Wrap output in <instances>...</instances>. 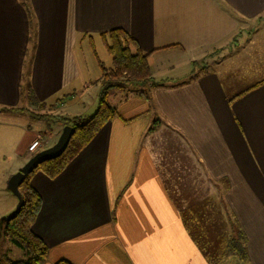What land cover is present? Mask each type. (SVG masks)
<instances>
[{"label":"crops","instance_id":"crops-1","mask_svg":"<svg viewBox=\"0 0 264 264\" xmlns=\"http://www.w3.org/2000/svg\"><path fill=\"white\" fill-rule=\"evenodd\" d=\"M30 2L34 50L21 1L0 0V234L30 145L58 141L62 111L97 110L101 74L84 75L78 44L121 29L149 54L158 85L111 91L118 116L56 179L32 177L46 264H264V0ZM253 44L254 67L235 59ZM29 61L34 107L57 103L52 126L21 91Z\"/></svg>","mask_w":264,"mask_h":264},{"label":"trees","instance_id":"trees-1","mask_svg":"<svg viewBox=\"0 0 264 264\" xmlns=\"http://www.w3.org/2000/svg\"><path fill=\"white\" fill-rule=\"evenodd\" d=\"M25 7L30 25L31 50L36 46V21L30 0H20ZM103 41L106 44L108 54L111 55L112 66L106 68L101 61V91L99 94L98 107L94 114L86 118H61L67 126L75 129L68 147L58 158L41 164L37 170L26 177L19 185V192L23 199L22 207L18 215L3 225L0 237L5 238L12 245L24 252L23 260H13L7 255L0 257V264H46L48 260V247L44 241L33 232V224L41 209V197L32 187V177L41 172L49 179H56L66 167L88 146L98 132L111 120L118 116L117 109L110 104L109 94L115 89H125L127 86L138 87L148 84L156 87L151 76L149 54L141 52L136 42L123 30L116 29L103 34ZM134 49V51H133ZM29 62L26 65V73L21 85V91L28 95L31 106H37L30 85ZM141 94V93H139ZM47 104H40L44 109ZM54 106L49 108H55ZM43 117L44 116H36ZM229 250L241 261L247 260V253L241 244L230 240ZM57 264H70L67 261H60Z\"/></svg>","mask_w":264,"mask_h":264},{"label":"rangeland","instance_id":"rangeland-1","mask_svg":"<svg viewBox=\"0 0 264 264\" xmlns=\"http://www.w3.org/2000/svg\"><path fill=\"white\" fill-rule=\"evenodd\" d=\"M261 28H264V25L260 24V27L259 29ZM262 34L261 36L264 35V30L261 31ZM261 36H257V37H261ZM259 39V38H258ZM241 40H245V35L242 36ZM239 40V43L240 41ZM260 48L259 45H256V44H253L249 47V49L244 52V54H242V56H237L235 59H240L242 60L243 58L247 59L246 60V63L247 61H249L251 64H249V67H254L253 66V58L255 56H253V54L251 52H256V50H258ZM78 51H80L81 53L83 52L84 54V57L82 56V59H83V73L85 76H89L90 79H96V78H99L100 74H101V68H100V65H99V61H101L103 63V65L106 67V68H109L112 66V61H111V55L108 54V51H107V47H106V44L105 42L100 39V38H95L93 43H90V41L87 39V40H84L82 41L81 43L78 44ZM251 53V54H250ZM215 60L220 62H225L224 61V58L223 57H215ZM211 61V60H210ZM213 61V59H212ZM211 61V62H212ZM209 62V61H208ZM208 63L206 66H205V69L208 70V71H211L213 66H215L217 69H218V72L219 74H222V71L220 68H218L215 64H211ZM224 67V65H223ZM248 70L250 71L251 68H248ZM225 80V76L223 75V78ZM98 83H101V82H98ZM123 90L122 92L124 93V90H129L130 91V86H127L125 89H121ZM111 100V98L109 99V101ZM31 106V105H30ZM31 109H33L37 114H39V116H44V121L45 123H43L45 126L46 124H49V125H53L54 123L57 122V114L55 113V108L53 109H48V107L42 109L40 107H37L35 108L34 106H31ZM60 114V113H59ZM58 114V115H59ZM63 115V116H62ZM59 118H66L65 115L63 114V111L61 112V115L58 116ZM42 143V141H41ZM40 151V150H38ZM36 154V153H35ZM33 154V155H35ZM17 206V205H16ZM13 212V211H12ZM12 212L7 215L10 216L12 214ZM6 247L8 248H12L14 249V251H9V256L13 259H22L25 257H22V254H24L23 250H21L20 248H17L16 246L12 245L9 241H7L5 238H1L0 240V253H2L3 251L2 250H6ZM21 253V255H19Z\"/></svg>","mask_w":264,"mask_h":264},{"label":"water","instance_id":"water-1","mask_svg":"<svg viewBox=\"0 0 264 264\" xmlns=\"http://www.w3.org/2000/svg\"><path fill=\"white\" fill-rule=\"evenodd\" d=\"M74 133L75 129L73 127L68 125L65 126L58 141L53 146L37 152L34 156L31 157V159H29V161L19 172L11 176L8 182V189L17 197L18 204L10 216L5 217L1 220L2 228L5 223L14 219L18 215L22 207L23 199L19 192V185L26 179L27 176L37 170V168L41 164L60 157L68 147Z\"/></svg>","mask_w":264,"mask_h":264},{"label":"built area","instance_id":"built-area-1","mask_svg":"<svg viewBox=\"0 0 264 264\" xmlns=\"http://www.w3.org/2000/svg\"><path fill=\"white\" fill-rule=\"evenodd\" d=\"M42 143L41 141L37 140V141H34L30 147H29V151L33 154L37 153L38 150L42 147Z\"/></svg>","mask_w":264,"mask_h":264},{"label":"bare ground","instance_id":"bare-ground-1","mask_svg":"<svg viewBox=\"0 0 264 264\" xmlns=\"http://www.w3.org/2000/svg\"><path fill=\"white\" fill-rule=\"evenodd\" d=\"M39 152V151H38ZM34 156V155H33Z\"/></svg>","mask_w":264,"mask_h":264}]
</instances>
